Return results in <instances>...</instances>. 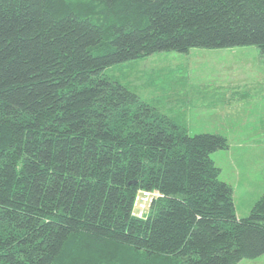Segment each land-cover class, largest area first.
<instances>
[{
	"label": "trees",
	"instance_id": "trees-1",
	"mask_svg": "<svg viewBox=\"0 0 264 264\" xmlns=\"http://www.w3.org/2000/svg\"><path fill=\"white\" fill-rule=\"evenodd\" d=\"M253 44L264 0H0V264H234L264 252V192L237 216L210 153L103 69ZM138 189L156 191L143 217Z\"/></svg>",
	"mask_w": 264,
	"mask_h": 264
},
{
	"label": "rangeland",
	"instance_id": "rangeland-1",
	"mask_svg": "<svg viewBox=\"0 0 264 264\" xmlns=\"http://www.w3.org/2000/svg\"><path fill=\"white\" fill-rule=\"evenodd\" d=\"M192 134L218 132L210 153L232 186L237 216L264 192V51L253 44L157 50L103 69ZM234 264H264V252Z\"/></svg>",
	"mask_w": 264,
	"mask_h": 264
},
{
	"label": "built area",
	"instance_id": "built-area-1",
	"mask_svg": "<svg viewBox=\"0 0 264 264\" xmlns=\"http://www.w3.org/2000/svg\"><path fill=\"white\" fill-rule=\"evenodd\" d=\"M156 191L149 189H138L133 199L132 213L138 217H143L147 207Z\"/></svg>",
	"mask_w": 264,
	"mask_h": 264
}]
</instances>
